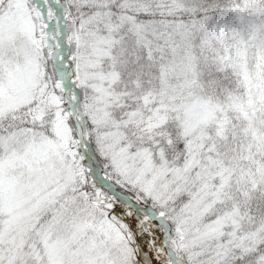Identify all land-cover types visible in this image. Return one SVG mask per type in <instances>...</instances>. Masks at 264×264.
<instances>
[{"label":"snow or ice","instance_id":"1","mask_svg":"<svg viewBox=\"0 0 264 264\" xmlns=\"http://www.w3.org/2000/svg\"><path fill=\"white\" fill-rule=\"evenodd\" d=\"M0 264H264V0H0Z\"/></svg>","mask_w":264,"mask_h":264}]
</instances>
